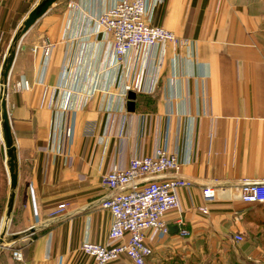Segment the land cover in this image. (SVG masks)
<instances>
[{"label":"crops","instance_id":"crops-1","mask_svg":"<svg viewBox=\"0 0 264 264\" xmlns=\"http://www.w3.org/2000/svg\"><path fill=\"white\" fill-rule=\"evenodd\" d=\"M37 1L0 0V66ZM115 2L56 0L18 40L7 91L18 176L0 226V264H88L80 243L106 242L111 221L100 206L101 174L157 146L177 153L176 174L191 183L178 187L179 207L164 214L168 233L146 231L152 253L144 264H199L212 251L229 264V242L239 246L235 264L264 259V202L237 193L243 179L264 180V0H146L149 21L185 41L139 45L120 62L97 24ZM0 161L3 217L4 146ZM207 184L212 200L202 195ZM111 264L134 263L121 255Z\"/></svg>","mask_w":264,"mask_h":264},{"label":"built area","instance_id":"built-area-1","mask_svg":"<svg viewBox=\"0 0 264 264\" xmlns=\"http://www.w3.org/2000/svg\"><path fill=\"white\" fill-rule=\"evenodd\" d=\"M97 24L110 35L112 53L118 62L139 45L170 43L175 47L185 41L165 26L149 21L146 0H116L98 15ZM50 50L47 44L43 52L47 55ZM17 86L27 87L28 81L17 82ZM181 163L176 152L157 146L151 153L130 157L123 166L112 163L101 174L100 183L106 193L100 206L108 209L111 221L106 242L83 240L80 243L81 250L91 257L88 264H111L121 255H126L134 264L145 263L152 253L146 231L154 229L168 233L164 214L179 207L178 187L191 183L190 179L176 174ZM237 193L244 201L264 202V180L243 179L237 185ZM202 195L205 200H212L213 185L202 186ZM65 206V202L58 203L53 213L61 212ZM198 208L207 211L206 205ZM180 232L186 234L188 231L181 227ZM242 238L240 233L235 235L236 240ZM12 255L22 259L19 249H13Z\"/></svg>","mask_w":264,"mask_h":264},{"label":"water","instance_id":"water-1","mask_svg":"<svg viewBox=\"0 0 264 264\" xmlns=\"http://www.w3.org/2000/svg\"><path fill=\"white\" fill-rule=\"evenodd\" d=\"M56 0H38L34 6L28 11L26 16L22 19L20 26L13 33L8 44L6 53L3 56L0 66V133L4 146V153L6 156V165L9 177L10 191L6 202L5 217L8 219L12 210L15 188L17 185L18 176V157L16 144L14 142L13 133L11 130L10 119L7 108V91L8 79L13 58L15 55L18 40L21 35L49 8V6ZM127 109L134 108L135 91L128 90L127 92ZM170 228L172 225H168ZM3 233L0 235L2 237Z\"/></svg>","mask_w":264,"mask_h":264},{"label":"rangeland","instance_id":"rangeland-1","mask_svg":"<svg viewBox=\"0 0 264 264\" xmlns=\"http://www.w3.org/2000/svg\"><path fill=\"white\" fill-rule=\"evenodd\" d=\"M0 135H1V133H0ZM1 140H2V138L0 139V151H1V159H2L3 144L1 142ZM0 164H1V161H0ZM2 219H3V217L0 215V225H1ZM225 246L228 248V250L230 252H232L231 255H233L234 257L237 256L236 252H238V250H239V246L237 243L229 242ZM231 255H229V256H231ZM233 256L231 257L232 261L228 259V262H230L229 264H231V263L235 264V262H233V260H234ZM221 257L222 258L220 259V255L218 253H214L213 251L210 253H205V254H203L202 261L199 264H220V260H224L226 256L224 257L221 254ZM235 259H237V258H235ZM239 261L241 264H264V259L259 258V257L248 258L247 261H244L243 263H242V260H239Z\"/></svg>","mask_w":264,"mask_h":264},{"label":"bare ground","instance_id":"bare-ground-1","mask_svg":"<svg viewBox=\"0 0 264 264\" xmlns=\"http://www.w3.org/2000/svg\"><path fill=\"white\" fill-rule=\"evenodd\" d=\"M1 136V135H0ZM2 138V137H1ZM5 221H6V218H5V216H3V219H2V222H1V225H2V223H5ZM0 225V226H1ZM3 226V225H2Z\"/></svg>","mask_w":264,"mask_h":264}]
</instances>
